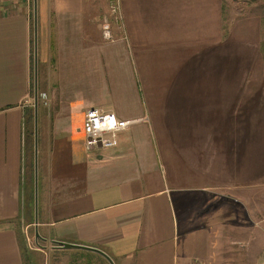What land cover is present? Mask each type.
Masks as SVG:
<instances>
[{"label": "crops", "instance_id": "1", "mask_svg": "<svg viewBox=\"0 0 264 264\" xmlns=\"http://www.w3.org/2000/svg\"><path fill=\"white\" fill-rule=\"evenodd\" d=\"M109 1L0 0V264H26L24 220L55 263L111 264L95 248L114 264H218L243 244L258 258L261 223L247 222L250 208L262 213L249 193L264 182V155L233 149L264 134L252 125L254 113L264 117V79L180 77L232 39L224 1L247 0H120L118 20ZM137 71H153L145 87L166 92L143 94ZM34 91L51 101L39 107L37 155ZM91 107L142 120L116 147L90 151Z\"/></svg>", "mask_w": 264, "mask_h": 264}, {"label": "rangeland", "instance_id": "2", "mask_svg": "<svg viewBox=\"0 0 264 264\" xmlns=\"http://www.w3.org/2000/svg\"><path fill=\"white\" fill-rule=\"evenodd\" d=\"M224 14L226 16V25H232L233 27L232 39H228L227 41L224 37H222L220 40L218 39L216 42L215 52L199 56V62L197 61L196 57H193L191 62L188 63L190 70L183 71L180 77L184 78L185 80L201 79L206 82L208 80H221L230 78L231 75L233 78L242 77L256 81L264 79V0H247L241 2L224 1ZM231 20L232 22H230ZM184 57L188 58L189 56ZM235 64L238 66L237 70L235 69ZM197 66L200 67L199 70H196ZM233 67L234 69L232 70ZM227 68H230V70H227ZM137 72V79H139L138 83L143 82V84L141 83V90L143 94L145 93L146 95V93H151L153 96H155L160 95L161 93L164 94L166 92L165 88L159 85L152 86V88L145 87V83L144 80L142 81V78H148L150 81H153L156 79L155 75L152 76L153 71H146L145 77L142 76L144 72ZM125 73L131 74L132 72L127 70ZM159 73V76L163 78H169L172 74L170 71H160ZM196 89L208 92L209 88L207 86ZM253 89H255V87H253ZM34 93L38 94V91H34ZM44 98L45 99L42 102L38 95L37 105L35 106V102H32L33 107L28 112V119L26 118L30 129L32 128L34 131V139H37L38 146L40 123L38 113L39 107L40 110L42 108L48 109V107H51V101L47 100V95ZM148 104L152 105V103ZM261 106H264V99L262 100V104H260L259 108ZM204 121L206 123L204 126H207V118H205ZM200 124L203 126V120L201 119ZM194 125H199L198 121H196ZM252 125L254 127L253 131H261L264 128V117L260 111L258 113H254V123ZM154 139L155 142H159L160 132L155 131ZM236 144L237 148L233 149V155L236 158L239 155V146L244 147L245 144H247V147L252 148L255 151V154L257 152L260 153L263 151L264 155V134L242 135L240 138H238ZM257 147H259L258 151ZM249 158L253 159L250 154ZM259 160L263 161L264 157L261 156ZM244 161H246V158L243 160V162ZM259 186L260 187L258 189H250L252 192L249 193V200L253 201L252 204L257 203L258 205L263 206L262 213H260L259 209L258 216H254L252 214V209L250 208L247 223L248 225L252 226V222L255 221V218H258L259 222L261 223L259 225V230L260 232L262 230L264 234V182ZM244 219L245 215L243 216L242 222L245 221ZM26 223V220H24V223L21 222L18 226L22 236V251L26 259V264H62L61 259L57 261L58 263H55L54 260L49 258V253L47 251L40 250L41 245L39 241L38 243L36 241L34 227H26ZM251 232L252 231H250L248 234L249 243L252 236ZM259 248L260 250L258 251V258H252V246H245L244 244L243 246L236 245L232 250V258H218V264H264V246L262 250L261 246Z\"/></svg>", "mask_w": 264, "mask_h": 264}, {"label": "built area", "instance_id": "3", "mask_svg": "<svg viewBox=\"0 0 264 264\" xmlns=\"http://www.w3.org/2000/svg\"><path fill=\"white\" fill-rule=\"evenodd\" d=\"M110 11L116 20L121 19L120 0H110ZM108 23V21H107ZM105 37L113 39L112 29L105 30ZM46 97V94H42ZM142 119H123L112 111H104L98 107L87 109L84 115L83 131L85 136V146L88 150L101 148H114L118 145L123 132L138 124Z\"/></svg>", "mask_w": 264, "mask_h": 264}, {"label": "water", "instance_id": "4", "mask_svg": "<svg viewBox=\"0 0 264 264\" xmlns=\"http://www.w3.org/2000/svg\"><path fill=\"white\" fill-rule=\"evenodd\" d=\"M37 98H38V94L36 93L35 95V106L37 105L38 101H37ZM36 138H37V128H36ZM37 139H35V148H36V155H37ZM37 186H38V179H37V176H36V191H37ZM39 239H43L38 230H36V241L38 243ZM58 245H60L61 247H65V248H71V247H76V248H80L82 246H79V245H75V244H69V243H65V242H56ZM90 249H94L96 250L97 252H99L100 254L104 255L105 257H107V259L110 261L111 264H114L112 259L109 258V256H107L103 251L101 250H98V249H95V248H90Z\"/></svg>", "mask_w": 264, "mask_h": 264}]
</instances>
